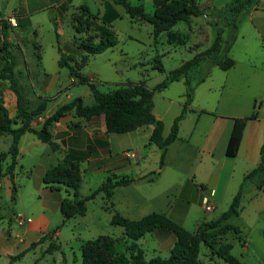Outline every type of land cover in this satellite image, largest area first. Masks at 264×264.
<instances>
[{
    "label": "rangeland",
    "instance_id": "rangeland-1",
    "mask_svg": "<svg viewBox=\"0 0 264 264\" xmlns=\"http://www.w3.org/2000/svg\"><path fill=\"white\" fill-rule=\"evenodd\" d=\"M136 4L138 0H129ZM148 13H153L156 8L154 0H141ZM232 0H198L200 6L205 8V14L192 17L190 22L180 21L173 26L172 30L181 33V39L185 43L178 41L170 43L168 35L163 32L159 38H155L153 27L145 21H135L126 12L125 8L114 3L112 0H0V18L2 15L11 14L16 18L17 23L7 28L9 35L8 41L10 50L16 57V67L14 69L16 79L20 89L25 94L30 108H37V95L45 96L49 99L45 113L54 112L57 107L75 98H82L85 105H91L95 102L94 95L89 84L78 81L76 76L70 73L68 65L59 66L58 61L62 54L65 56L72 55L74 60L70 61L71 65L82 72L84 75L92 78L98 88L107 92L128 82H146L150 87L156 86L163 81L167 74L174 68L181 65L186 60L192 58L197 52L208 48L214 41L218 31L224 26L223 37L228 39L232 34L229 26H225L216 11L223 8ZM162 2V1H161ZM86 5L89 10L98 16V21L102 22V16L108 5H112L118 12L112 25L117 45L109 48L100 54L90 55L88 60L83 63L82 56L86 51L80 47L83 42H97L99 32L95 24H92L85 32H79L76 29L78 24L74 19L76 14L83 15L80 6ZM257 5L259 14L264 8V0H255L251 5H247L238 16V34L246 36L245 41L240 40L233 49V54L238 60V66L230 73H234L236 83L231 86V75L226 81V85L216 89L215 96L208 99L206 106L217 113L224 104V98L232 93L237 97L248 99L251 104L252 96L259 94L260 86L254 87L248 79L242 76L245 69H251L247 61V55L244 53L245 43L258 41L257 32H255L251 23L250 6ZM257 14V13H255ZM258 15V14H257ZM255 15V17L257 16ZM83 19V18H82ZM257 21V18L254 20ZM0 46H2V33L0 31ZM229 51V56H232ZM1 55V54H0ZM160 59L164 66V71L154 68L156 58ZM255 69L259 75L264 69V55L253 53ZM27 61V64L24 61ZM4 60L0 56V69ZM207 63L202 62L191 74L192 82H196L207 69ZM214 79L220 80L226 76V70L216 68ZM220 73L218 76L217 73ZM46 77H48L46 79ZM74 78L76 81H74ZM180 85V84H179ZM10 87L6 80L0 79V90L5 106L10 113L17 112V106L12 103L5 90ZM169 93L174 102L170 106V113L176 112L180 108V88L177 84L170 86ZM48 95V96H46ZM49 96H52L50 98ZM258 103H264L263 95L256 98ZM156 106L159 109H165L166 101L159 90L155 96ZM254 99H252V104ZM229 105V99L227 100ZM197 113H200L199 111ZM206 113V112H201ZM78 119V117L76 116ZM38 127H41L39 124ZM38 139V138H36ZM13 137L10 134L0 137V155L6 154L11 147ZM29 141V140H27ZM26 140L23 142L25 153L18 157V164L15 168V182L17 192L12 199L8 192L7 186L2 182L0 184V220L3 226L9 224L15 226V216L18 212H23L27 216H34L41 211H46L50 219L49 230L58 228L60 231L59 239L54 237L57 248L53 251L43 252L45 246L49 243L44 242L35 250H31L23 259L18 260L15 264H83L82 246L85 241L95 239L99 235H109L115 238L116 251H125L128 255L127 244L124 228L111 223L112 211L108 207L110 203L107 198L99 193L96 198L88 200V211L85 215H75L67 220L64 225V215L61 211V205L55 204L53 200L37 187L44 184V178L41 175L42 168H50L63 161L61 152L52 150L48 143L39 141L37 144L29 146ZM31 142V141H30ZM153 147H156L153 145ZM128 151H135L138 156L141 154L136 147ZM145 155L147 166L154 165V159H159V148L156 150L148 147L142 150ZM136 158H131L135 161ZM8 157L2 168L7 170L10 164ZM162 164L151 174H157ZM83 168H86L83 166ZM6 175V172L4 173ZM3 175V176H4ZM113 176L105 169L83 171L80 193L82 196L93 192L98 185ZM253 184L247 183L245 194L242 199L244 206L239 215L232 216L228 221L239 225L242 228L241 233L233 231L216 239L217 246L220 243H231L232 252L246 264H264V194L261 193L255 199L251 197L258 192L257 188H252ZM63 193L66 189L73 197V191L61 185ZM258 190V191H257ZM68 196V195H67ZM143 193L137 197V200H143ZM70 197V196H68ZM70 197V198H72ZM49 202V203H48ZM48 208H44L42 205ZM229 203L217 209L206 216L207 219H213L227 210ZM16 227V226H15ZM176 241L175 235L165 229H157L147 233L138 243L146 252V258L151 259L160 255L168 257L170 250ZM200 258L204 264H227L218 254L212 251L210 247L202 244Z\"/></svg>",
    "mask_w": 264,
    "mask_h": 264
},
{
    "label": "trees",
    "instance_id": "trees-1",
    "mask_svg": "<svg viewBox=\"0 0 264 264\" xmlns=\"http://www.w3.org/2000/svg\"><path fill=\"white\" fill-rule=\"evenodd\" d=\"M112 1L122 5L135 21L150 23L156 39L161 33L166 32L170 43L175 41L185 43V39H181V33L172 30L174 25L180 21L190 22L192 17L205 14V8L200 6L198 0H154L155 3L159 4H156L153 13H148L142 2L133 4L129 0ZM254 2L255 0H232L223 8L217 10L216 14L220 16L225 26H229L232 30L229 38L225 39L223 37V26L208 48L197 52L192 58L172 69L166 78L153 88L143 81L128 82L113 90L103 92L91 78L71 65L70 61L74 60L72 55L65 56L62 54L59 59V66L68 65L70 73L76 76L79 82L89 84L95 102L91 105H85L82 98L78 97L70 102L61 104L51 115L45 118L40 128L36 127L33 122L37 121L38 117L46 110L48 98H44L37 108L28 106V100L20 89L14 72L17 63L16 57L9 48L7 28L12 26L7 18L2 15L0 18V31L2 33L0 56L4 60V64L0 69V79L8 81L10 88L15 92L17 96V112L14 116H11L4 104V100L0 98V136L10 134L13 137L9 151L0 155V178L5 172L10 177L12 181V199L15 198L17 192L14 171L18 163L21 137L27 132H32L40 140L50 143L53 150L59 149V145L52 140V133L49 127L70 111H75L78 116L87 119L95 115L104 114L109 132L125 133L145 125L154 124L151 141L160 148V164H163L169 144L177 137L179 123L190 110L197 84L205 80L212 65H217L224 70L230 69L235 65V60L229 56V51L238 37V16L247 5H251ZM80 7L83 10V15L76 14L74 17L78 22L76 25L77 31L85 32L92 24H95L99 32V40L97 42L86 41L80 44V47L86 51L82 56L83 63H85L90 55L100 54L117 45L118 41L115 37L112 22L119 17V14L112 5H108L102 16V22H99L98 16L92 13L86 5ZM19 23L21 24V21ZM156 62L157 64H155L154 68L164 71L160 56L156 58ZM202 62L208 64L206 72L196 82H192L191 74ZM182 78L185 79L186 83L184 107L181 114L175 119L170 134L167 137H163L164 124L156 118L153 112L154 94L157 90H163L172 82ZM1 96L2 91L0 90ZM254 116L255 114L235 118L234 128L227 147L229 156H235L238 153L246 122ZM8 157H10L11 161L7 170L4 171L2 166H4L3 163ZM87 157L86 153H82L79 157L71 156L68 153L62 162L50 167L44 175V182L51 189L63 184L73 191L72 198L66 197L62 200L61 211L64 219L61 226L75 215H85L88 211L87 201L96 198L99 193L104 192L108 200L111 198L116 186L126 185L133 180L139 179L127 176H110L93 192L85 197H80V186L82 183L80 161ZM247 183L253 184L259 191L264 193V143L261 147V157L258 165L246 173L244 181L232 203L219 216L204 220L196 230L190 231L164 213L152 212L140 219L132 220L115 212L112 215L111 223L124 228L126 239L129 240L127 244L129 255L125 251H116L117 240L112 236L103 234L84 242L82 246L83 264H204L200 258L202 244L210 247L227 264H246L233 254V245L231 243H220L217 246L216 239L221 238V236L230 231L235 233L242 232V228L239 225L233 224L228 220L232 216L239 215L242 211L244 207L242 199ZM1 219L2 215L0 214ZM58 228L45 233L38 241L33 242L31 246L35 247L46 240H51L48 250L53 251L57 248V245L52 241V238ZM157 229L171 231L175 235L176 241L168 257L157 255L147 259L146 252L138 241L147 233ZM23 255L24 253H20L12 256L11 262L20 259Z\"/></svg>",
    "mask_w": 264,
    "mask_h": 264
},
{
    "label": "crops",
    "instance_id": "crops-1",
    "mask_svg": "<svg viewBox=\"0 0 264 264\" xmlns=\"http://www.w3.org/2000/svg\"><path fill=\"white\" fill-rule=\"evenodd\" d=\"M138 1L142 2L141 0ZM258 9L257 5L250 6L251 23L258 34V41L248 44L244 42V53L247 55V61H249L251 69H245L242 73V76L248 79L254 87L261 85L260 90H256L260 93L252 96L254 103L252 104V99L251 104L248 99H244L243 103V99H237L236 94L230 93V95L225 96L224 104L217 113L206 106L208 105L206 104L208 99L215 96L216 89L226 85V81L232 74L230 70L238 66V60L232 51L240 40L245 41L246 39L244 34H238L230 50L235 65L227 69L226 76L217 81L214 79L215 71L216 68L220 67L212 65L205 80L197 84L190 110L181 119L177 137L169 144L164 163L156 172L157 174L151 173L156 171L155 169L160 164L161 150L159 147V159L157 157L154 159L153 166H147L146 161H142L145 159L142 150L148 147L153 150L157 148V145L151 141L154 124L145 125L125 133L109 132L104 114L87 119L78 116L75 111H70L59 121L50 125L52 140L59 145V149L55 151L62 153L61 159H64L68 153L77 157L81 156L82 153H86L88 156L80 161L82 174L83 171L105 169L113 176L139 178L126 185H119L114 188L111 198L108 199L110 203L108 207H111L112 211L132 220L140 219L152 212L164 213L186 229L194 231L204 220H207L206 216L209 213L219 208L224 209L223 207L228 203L230 206L244 181L246 173L258 165L261 157V147L264 143V103H260L261 101L258 103L256 99L258 95L264 97V69L261 75L253 69L256 65L252 56L253 53L264 55V10L259 14ZM10 15L7 14L5 17L7 18ZM255 15L257 16L255 17ZM255 18L258 22L254 21ZM24 62L27 64L26 60ZM219 74L218 72L217 75L220 76ZM72 79L76 81L74 78ZM230 82L231 86L236 83L234 73L231 75ZM173 84H177L180 88V108L176 112L170 113V106L174 100L169 90ZM4 92L6 100L8 96L10 101L17 106L15 92L10 87ZM159 92L163 94V98L168 104L164 105L165 109L157 108L155 92L153 112L156 118L163 122V137H167L171 132L175 119L181 114L184 107L186 100L185 79L174 81L165 89L159 90ZM37 97L39 99L37 104L46 98L41 95H37ZM49 97L52 98V96ZM228 99L229 105L226 104ZM198 111L200 113H197ZM45 112L46 110L38 117L37 121L33 122L36 127L39 124L42 125L45 118L52 114V112ZM15 114L10 113L11 116ZM252 114H255V116L246 122L238 153L235 156H229L227 147L234 128L235 118L251 116ZM36 138L38 137L32 132H27L21 137L18 157L27 151L23 142L29 140L27 142L31 146L39 142L37 140L40 139ZM48 144L50 145V143ZM153 145L156 147H153ZM132 147H136L141 154L138 156V153L133 151L134 156L127 157L124 153L129 149H133ZM131 158H136V160L131 161ZM83 166L86 168H83ZM48 169L49 167L42 168L41 175L43 178ZM2 182L7 186L12 197V181L7 174L0 178V184ZM44 184L38 185V190L49 195L51 200L58 206L61 205L64 198L72 197L67 189L66 193H63V187L61 186L63 184H59L55 189H51L45 182ZM252 186L254 188V185ZM101 193L105 197V193ZM141 193L145 196L140 201L137 200V197ZM261 193L263 192H256L251 199L257 198ZM85 196L80 193V197ZM205 197L213 204L211 211L205 209ZM42 206L43 209L48 208L45 204ZM205 213L206 216H204ZM19 214H23V212H18L17 215ZM17 215L14 219L16 227L12 224L3 226L0 222V264H15L32 249L35 250L46 242L44 241L35 247L31 246L33 242L38 241L45 233L49 232L50 219L46 211L43 210L34 216H27L33 220L24 224L18 223ZM59 234L58 229L52 238L54 243V237L58 240ZM50 241L46 242L49 244L45 246L43 252H46V250L50 252L48 250ZM20 253H24V255L20 259L11 262V257Z\"/></svg>",
    "mask_w": 264,
    "mask_h": 264
},
{
    "label": "built area",
    "instance_id": "built-area-1",
    "mask_svg": "<svg viewBox=\"0 0 264 264\" xmlns=\"http://www.w3.org/2000/svg\"><path fill=\"white\" fill-rule=\"evenodd\" d=\"M7 20H8V22L11 25H17L18 24L16 18L13 17V16H8ZM124 154L127 157H133L134 156V152L133 151H126ZM204 201H205V209L207 211H211L213 209V204L209 201V199L207 197H205ZM16 218H17V221H18L19 224H24L27 221H32L33 220L31 217H27L26 218L23 214L17 215Z\"/></svg>",
    "mask_w": 264,
    "mask_h": 264
}]
</instances>
